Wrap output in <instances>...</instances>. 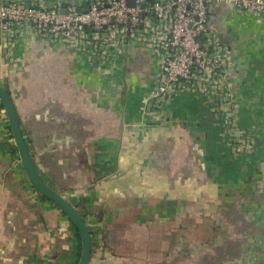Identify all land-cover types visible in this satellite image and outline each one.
<instances>
[{
  "label": "crops",
  "instance_id": "obj_1",
  "mask_svg": "<svg viewBox=\"0 0 264 264\" xmlns=\"http://www.w3.org/2000/svg\"><path fill=\"white\" fill-rule=\"evenodd\" d=\"M214 12L230 51L234 137L254 129L240 152L203 93L181 92L155 119L142 112L156 68L139 47L100 66L28 31L19 68L0 56L38 171L86 221L88 264H264V15ZM6 123L0 109V264H76L77 232L27 182Z\"/></svg>",
  "mask_w": 264,
  "mask_h": 264
},
{
  "label": "built area",
  "instance_id": "obj_2",
  "mask_svg": "<svg viewBox=\"0 0 264 264\" xmlns=\"http://www.w3.org/2000/svg\"><path fill=\"white\" fill-rule=\"evenodd\" d=\"M219 7L264 15V0H0V56L8 68H19L18 46L28 31L49 49L83 52L100 66L139 47L156 68L153 89L140 99L142 112L155 119L181 92L203 93L217 124L227 128L225 141H236L240 152L254 129L234 137L230 51L213 17ZM4 129L15 151L8 124Z\"/></svg>",
  "mask_w": 264,
  "mask_h": 264
},
{
  "label": "water",
  "instance_id": "obj_3",
  "mask_svg": "<svg viewBox=\"0 0 264 264\" xmlns=\"http://www.w3.org/2000/svg\"><path fill=\"white\" fill-rule=\"evenodd\" d=\"M12 74H14V71H12ZM0 105L3 107L8 128L27 182L39 196L52 203L72 223L80 240V255L76 264H88L92 251V241L86 221L82 214L41 176L25 139L15 103L6 87L1 83ZM120 127H122V124Z\"/></svg>",
  "mask_w": 264,
  "mask_h": 264
},
{
  "label": "trees",
  "instance_id": "obj_4",
  "mask_svg": "<svg viewBox=\"0 0 264 264\" xmlns=\"http://www.w3.org/2000/svg\"><path fill=\"white\" fill-rule=\"evenodd\" d=\"M16 76V75H15ZM15 76L14 77H10V80L11 81H13L14 80V78H15ZM12 82H10V84H11ZM12 86H13V83L11 84V85H6L5 87H6V89L8 90V92H9V94L11 95V97H12V99H13V101H14V98H13V92H12ZM0 109H2L3 110V107L0 105ZM9 136H10V130L8 129V131L6 132ZM14 150L16 151V149L14 148ZM41 197V196H40ZM43 198V197H42ZM79 240V239H78ZM205 242V241H204ZM206 244H210L209 242H205L202 246H203V248H204V250L206 251V250H210V249H212V246L211 245H206ZM201 246V247H202ZM168 249H166V251H167Z\"/></svg>",
  "mask_w": 264,
  "mask_h": 264
},
{
  "label": "rangeland",
  "instance_id": "obj_5",
  "mask_svg": "<svg viewBox=\"0 0 264 264\" xmlns=\"http://www.w3.org/2000/svg\"><path fill=\"white\" fill-rule=\"evenodd\" d=\"M1 84L4 85V83H1ZM4 86H5V85H4ZM4 127L7 128V123H6V125H5ZM4 127H3V128H4ZM3 128H2V129H3ZM2 131H5V130L3 129ZM8 140H9V138L6 137V141H7V142H8ZM8 145H9V149H10V151H12L13 149H12V146L9 144V142H8Z\"/></svg>",
  "mask_w": 264,
  "mask_h": 264
}]
</instances>
